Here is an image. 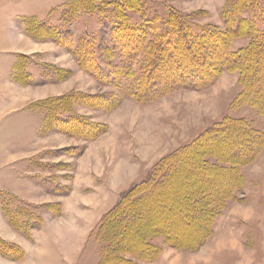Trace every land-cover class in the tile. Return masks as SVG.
<instances>
[{
    "label": "rangeland",
    "instance_id": "obj_1",
    "mask_svg": "<svg viewBox=\"0 0 264 264\" xmlns=\"http://www.w3.org/2000/svg\"><path fill=\"white\" fill-rule=\"evenodd\" d=\"M78 3L0 0V221L7 222L12 233L22 234L14 239L0 233L4 249L0 264H117L112 227L103 228L106 217L130 188L151 175L160 159L194 142L227 116L245 118L264 135V114L239 100V72H219L216 61L207 62L209 75L216 74L207 87L177 86L150 100L132 96L128 90L137 84L142 52L132 66L134 75L125 77L119 70L120 54L112 47L113 4L104 0V13L100 7L73 11ZM230 5V0H144L140 11L127 14L130 21L140 22L153 20L155 14L163 17L173 8L193 23L215 29L222 39L226 31L222 12ZM32 23L55 27L62 36L47 28L34 29ZM251 41L249 35L233 37L229 46L235 51ZM202 49L217 58L209 46ZM82 52L88 64L76 57ZM94 63L101 67L97 72L92 70ZM167 68L173 69L163 59L156 68L159 76H172ZM258 71L263 74L262 65ZM60 111L78 121L71 128L50 124ZM232 134L223 138L222 130L214 136L224 144ZM208 158L217 162L212 155ZM238 169L240 187L217 207L212 231L203 232L196 244L191 242L202 229H192L187 222L194 206L173 214L168 202L163 203L186 190L155 193L159 198L152 216L162 220L164 212H170L172 242L153 233L160 228L156 226L145 235L147 249L153 247L154 254L120 252L126 258L120 263L264 264V148ZM210 171L220 177L211 185L231 177ZM198 176L203 179L200 172L189 173L184 166L180 172L185 180ZM4 206L18 208L23 229L12 225ZM2 241L13 246L7 250Z\"/></svg>",
    "mask_w": 264,
    "mask_h": 264
},
{
    "label": "trees",
    "instance_id": "obj_2",
    "mask_svg": "<svg viewBox=\"0 0 264 264\" xmlns=\"http://www.w3.org/2000/svg\"><path fill=\"white\" fill-rule=\"evenodd\" d=\"M230 1V7L222 12L225 35L222 39H218L217 35L220 33L215 29H206L193 23L186 15L173 8L167 9L163 17L157 13L159 18L155 14L153 20L142 19L140 22H135L130 21L127 11H140L144 0H107L108 4H113L115 14L112 17L115 22L112 47L120 54L119 70L125 77L130 78L134 75L132 66L137 62L139 52H142L143 59L141 71L136 78L137 84L129 86L128 92L137 99L150 100L177 86L198 89L207 87L216 74L210 76V71L206 68H210L211 63L216 61L214 66L219 72L224 70L239 72L242 82L239 100L249 103L264 114V72L259 74L258 71L260 65L264 68V0ZM78 2L77 6L71 8L73 11L75 8L96 11L95 9L100 7V12L104 13L102 9L104 0H78ZM33 28L37 30L47 28L50 34L53 32L57 37L62 36L55 27L36 24ZM242 35L251 36L252 41L246 47L233 51L229 46L230 40ZM202 45L209 46L215 51L217 58L214 60L211 55H207ZM80 56L82 58H79ZM85 56L83 52L76 55L79 60L82 62L84 60L88 64L89 60L87 63ZM163 59H168L173 67L171 70L167 68L166 72L171 71L168 75L174 76V79H170L172 76L164 77L165 74L159 76L160 72L157 73L156 68ZM208 61L211 62L209 65ZM94 66L96 69L94 67L92 70L96 72L101 68L95 63ZM117 71L118 69H114L112 72L117 74ZM170 81H173V84L169 85ZM129 82L133 83V80ZM61 100L56 101L62 103ZM77 121L78 118L74 115L60 111L52 116L50 124L72 127ZM222 130L223 138H229V131L233 132L228 144L219 143L218 138L214 136V133ZM235 142L237 146L234 147ZM263 148L264 135L252 128L249 121L245 118L227 116L209 128L204 135L198 136L194 142L178 147L165 155L155 165L151 175L130 188L106 217L103 228L108 225L112 227L113 237L110 242H113V260L117 261V264H122L120 262L126 258L122 257L120 252L125 251L137 256L143 252L149 257L150 254H154L153 247L147 249L150 244L145 239V235L153 232L156 226L160 228L156 229L158 232L153 233L161 234L172 242L170 238L173 232L170 224L172 219L168 220L170 212L186 213L192 206L195 210L187 222L192 229H202L195 234L196 237L191 242L196 244L202 239L203 232L212 231V217L217 207L223 205L230 197H234L235 189L240 187L242 173L238 166L255 159ZM210 155L214 156L217 162H212L208 158ZM218 162L221 163L220 168ZM183 166L189 173L200 172L203 179L201 180L200 176L193 180L182 179L180 172ZM210 170L230 174L231 177L224 184L220 182L211 185V182L218 181L220 177ZM209 173L212 175L208 176ZM181 187L186 191L171 195L166 202H163L165 204L168 202L170 212L165 211L162 220L156 218L154 220L155 216H152L156 208L154 204L159 198L158 195L155 197V193L163 189L165 194L167 191L175 194L174 189L179 190ZM149 194L154 195V198H149ZM181 195L183 196L180 197ZM4 208L12 225L23 229L25 221L17 216L18 208L9 206ZM195 212L199 215L196 216ZM3 245L6 249L7 246H13L9 242H3ZM3 250L0 247V251Z\"/></svg>",
    "mask_w": 264,
    "mask_h": 264
},
{
    "label": "crops",
    "instance_id": "obj_3",
    "mask_svg": "<svg viewBox=\"0 0 264 264\" xmlns=\"http://www.w3.org/2000/svg\"><path fill=\"white\" fill-rule=\"evenodd\" d=\"M43 186V185H42ZM44 188V187H43ZM40 192V194L42 193V190H40L39 191ZM44 192L45 193H48L49 191L48 190H44ZM31 196V195H30ZM23 197L24 198H26V200L28 201V202H34V203H36V201H37V199H34V198H30L29 196H24L23 195ZM1 225H4V227L3 226H1ZM6 225L8 226V223L7 222H3V221H0V233L1 234H6V235H11V236H13L12 238H17V236H21L22 237V234L21 233H18L17 231H15L14 230V228L12 227V229L15 231L14 233H12L7 227H6ZM11 228V227H10ZM11 229V230H12ZM17 235V236H16ZM27 256V255H26Z\"/></svg>",
    "mask_w": 264,
    "mask_h": 264
}]
</instances>
